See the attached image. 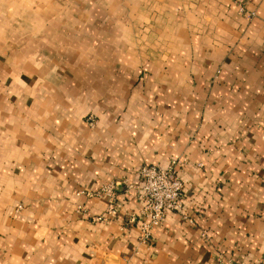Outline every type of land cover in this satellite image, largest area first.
Masks as SVG:
<instances>
[{
    "label": "crops",
    "instance_id": "crops-1",
    "mask_svg": "<svg viewBox=\"0 0 264 264\" xmlns=\"http://www.w3.org/2000/svg\"><path fill=\"white\" fill-rule=\"evenodd\" d=\"M141 165L183 182L147 241ZM262 257L264 0H0V264Z\"/></svg>",
    "mask_w": 264,
    "mask_h": 264
},
{
    "label": "built area",
    "instance_id": "built-area-1",
    "mask_svg": "<svg viewBox=\"0 0 264 264\" xmlns=\"http://www.w3.org/2000/svg\"><path fill=\"white\" fill-rule=\"evenodd\" d=\"M234 1L241 5L242 0ZM135 174L141 182L140 185L135 187L143 200L142 207L139 210L141 218L138 226L140 230L139 238L147 241L150 237V229L160 223L166 212L178 208L183 182L171 166L141 165ZM113 187L114 184H106L96 191L95 195L104 194L107 200L105 215L93 217L95 221L106 220V215L115 214L116 208L111 201ZM255 264H264V257Z\"/></svg>",
    "mask_w": 264,
    "mask_h": 264
}]
</instances>
